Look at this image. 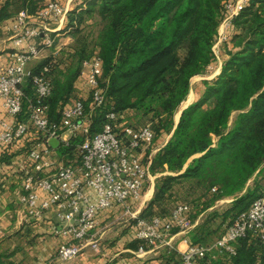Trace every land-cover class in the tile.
Masks as SVG:
<instances>
[{"label": "trees", "instance_id": "16d2710c", "mask_svg": "<svg viewBox=\"0 0 264 264\" xmlns=\"http://www.w3.org/2000/svg\"><path fill=\"white\" fill-rule=\"evenodd\" d=\"M11 1L5 0L0 6V24L20 10L35 14L50 0H15L19 9L9 13ZM225 1L86 0L84 6L67 13L65 27L72 29L74 38L85 15L99 17L102 25L93 47L82 37L70 52L69 63L49 54L32 67V73L49 67L51 91L43 103L51 120L58 121L63 109L81 97L76 93V80L81 77L82 63L97 54L102 67L98 81L105 102L92 114L90 133L101 129L110 111L117 113L118 123L125 121L126 110L151 115L153 141L172 131L151 160L152 171L169 173L156 179L153 196L139 213L142 218L166 216L159 213V203L171 195L174 183L182 180L205 186L211 194L205 208L220 198L233 197L223 215H232L231 220L261 192L254 186L239 194L248 180L262 170L264 162V0H248L231 19L227 35L220 42L227 55L221 71L213 80H203L200 97L181 110L176 124L173 119L190 91L191 79L218 61L213 46L226 13ZM41 39L38 36L34 41ZM23 88L33 97L30 78ZM81 98L88 108L89 96ZM234 111L236 117L229 125ZM34 139L30 132L12 146L13 150L3 148V169L9 170L14 155L21 160V144ZM82 140L83 135L78 133L66 144L58 142L54 150L60 158L72 157ZM199 228L202 227L189 232L190 244L203 242L205 234L198 232ZM176 231L174 228L173 233ZM139 244L134 237L133 245ZM236 246L237 254L229 264H264V241L240 239ZM175 263L179 264V260Z\"/></svg>", "mask_w": 264, "mask_h": 264}, {"label": "built area", "instance_id": "2783aa9c", "mask_svg": "<svg viewBox=\"0 0 264 264\" xmlns=\"http://www.w3.org/2000/svg\"><path fill=\"white\" fill-rule=\"evenodd\" d=\"M247 1H225L221 27L229 29L231 19ZM67 13V8L58 0H50L35 14L20 10L7 29L14 46L19 48L10 51L8 60L0 65V100L4 114L0 117V152L18 145L30 132L35 138L29 144H21V162L8 165L9 170L21 174L19 199L34 218L55 209L54 232L67 238L56 251L62 259L75 257L87 245L99 249L98 216L116 204L122 205L125 214L133 217L135 237L140 241L139 252L144 245L172 248L173 229L177 228L175 233H183L194 225L188 215L191 204H177L166 216L156 215L151 219L139 216L140 207L133 210L150 176L151 157L147 156L144 161L142 153L153 142L152 123L129 131L128 126L117 122V113L110 111L100 130L89 131L93 112L105 102L98 81L102 67L97 54L82 63L80 76L88 84V108L79 97L63 109L58 121L47 116L43 100L51 91L49 67L43 66L38 73H32L28 64L45 57L42 53L46 49L53 48L51 54L56 55L59 47L55 37L65 30ZM38 36L42 37L41 41H34ZM27 78L31 80L34 98L23 88ZM78 133L83 135V140L75 148L74 159L66 164L54 162L49 140L56 138L66 144ZM240 239L264 241V187L213 241L173 250L178 253L179 264H216L218 260L229 264L230 258L237 254L236 243Z\"/></svg>", "mask_w": 264, "mask_h": 264}, {"label": "crops", "instance_id": "0c3cea01", "mask_svg": "<svg viewBox=\"0 0 264 264\" xmlns=\"http://www.w3.org/2000/svg\"><path fill=\"white\" fill-rule=\"evenodd\" d=\"M81 1L63 0L62 5H64L69 12L78 7L80 3L84 6L86 0L83 2ZM12 19L13 18L4 20L0 25L2 29L1 33L5 36L0 41V65L8 60V55L10 51L13 50L14 42L7 30L13 22L11 21ZM67 29L69 28L63 29L59 35H64ZM227 32L228 29L225 35H227ZM65 38L66 39L63 41L64 44L70 39L69 35H66ZM222 44L223 43H221V45ZM223 55L219 65V72L221 71L223 59L227 56L225 52ZM40 59L41 58H39V60ZM39 60L34 59L29 64L34 63L35 65ZM76 87V93L78 95L83 98L87 97L89 88L82 77H78L76 80ZM197 91H199L197 92V96L183 105L180 108V113L183 108L200 97L203 88L197 89ZM134 113H136L134 110H126L125 115L128 117L125 121L127 120L128 122L130 120V115ZM180 113L178 116L176 114V116L173 117L174 124L178 122ZM3 115V108L0 100V117ZM171 132L172 131L166 134L164 138H161L162 142L160 144L155 147H152L153 145L150 146L152 147L150 152L143 151L142 155L144 159L150 156L152 160L154 154L168 140ZM159 140L160 137L155 140V145ZM50 146L52 145L50 144ZM52 148L54 150L53 146ZM52 154L54 162L63 160V157L60 158L55 150ZM20 162L19 155L16 154L12 157V163L19 164ZM14 164H12V166ZM17 173L18 172L15 170H4L0 163V264H176L178 253L176 250H170L167 246L149 247L144 245L143 250L141 252L138 251L139 245H133L135 237L133 228H125L126 220H119V218L126 215L124 207L120 204H116L104 210L98 216L99 223L96 230L98 232L99 249L95 250L87 245L83 247L82 251L75 257L70 259L59 258L56 253L57 248L61 243L66 242L67 238L54 232L57 223L55 209L52 208L47 210L44 215L39 218L30 216L27 212L26 205L19 199L21 175L19 176ZM150 186V189L153 190V186ZM151 192L152 191H150L147 196L151 195ZM41 195H44V193L41 192ZM148 201L144 198L139 210H142ZM116 223L119 225H115ZM173 235L172 242H174V245L176 244V247L179 249L183 250L190 244L186 236L181 232L174 233ZM219 261L222 262L221 260Z\"/></svg>", "mask_w": 264, "mask_h": 264}, {"label": "rangeland", "instance_id": "374dc122", "mask_svg": "<svg viewBox=\"0 0 264 264\" xmlns=\"http://www.w3.org/2000/svg\"><path fill=\"white\" fill-rule=\"evenodd\" d=\"M80 1L81 0H79V2ZM83 1H81V2H83ZM4 2H5V0H0V6H2L4 4ZM17 9H19V2L15 1V0L11 1V3L7 6V12H9V13H15L17 11ZM83 18H84V20H83V23L81 24L80 29H78V31L74 32V35H75L74 38L71 36V34L73 33V32H71L72 29H67V32L64 35H58L55 37V42L59 47V49L55 55L56 59L58 61H61L63 63H69L71 61L69 59L70 54H71L70 52H72L73 48L77 47V44H79V41H81L80 38H82V37H86L88 39L87 42H88L90 48L93 47V44L95 43V40H96V35H97L102 23L99 20V17H97V16L90 17V16L85 15ZM1 30L2 29L0 28V41L5 37L1 33ZM225 31H226V28L221 27V25H219L218 34L216 36L215 44L213 46L214 52L217 56L218 61L216 63H214L213 65L208 66L207 70H205L203 73L198 74L191 79V88H190L189 92L193 93V97L197 96V92H199V91H197V89L204 88L203 80H205V79L213 80V78L218 74V72L220 70L219 65H220L221 60L224 56L223 53L225 52L224 47L220 46V42L222 40H224L223 35L226 34ZM66 35H69L70 39L66 44H64L63 41L66 39L65 38ZM225 37H226V35H225ZM52 50H53V48L46 49L42 54L47 56L48 54H51ZM183 53L184 52L181 51V54H183ZM33 66H34V63H31L28 65L29 68H32ZM186 98H187V96H186ZM182 106H183V103L180 104L177 111ZM177 111H176L174 117L176 116ZM236 114H237V111H234L231 114L230 119H229V125L232 124L233 120L236 117ZM149 122H151V115L143 117L141 112H136V113L130 115V120L128 122H127V120L121 121L120 124H122L123 126H128L129 131L130 130L134 131L135 129H138L141 126H143L144 124L149 123ZM164 137H162V138H164ZM154 142L155 141H153L151 144V146L153 145L152 147H155L158 144H160L162 142V139L160 138V140L156 142V145ZM152 147L146 148L145 151L150 152ZM11 149L13 150L14 148H11ZM73 156L74 155H72V157H69V158L64 157L62 160V163L66 164V163L71 162L74 159ZM145 160L146 159H144V161ZM2 166H4V165H2ZM262 166H263L262 170L258 173H255L248 180L246 187L239 194H242L248 187L251 188L254 186H258L259 189H262L264 187V162H263ZM149 173H150V176H148L146 178L145 183H144L145 185L142 189V196L134 204L133 210H137L139 207H141L142 200L144 198L147 201L150 200V198L153 196V193H154V185H155L156 179L159 178L161 175L167 174L169 172L168 171H162L160 169L158 171H152L151 164H150ZM150 185L153 186V190L150 189L151 188ZM150 191H152L151 195L147 196V194ZM210 196H211V194L207 192V190L203 184H198L194 180H184V181L182 180L180 182L174 183L173 188L171 189V195L168 196V198H166V200L164 202L159 203V210H160L159 213L169 214L171 212V210L177 204H180V203L191 204V206H193V208H192L193 213L191 215V220H192L194 225L189 231L186 232V230H185V231H183L182 234L184 236H186V238L188 240L190 237L189 232L191 230L196 231V228H198V226H201L202 228H199L198 232L201 231L205 234L204 240L202 243H208V242L213 241L215 238H217L221 234L223 229L226 227V225L230 222L232 215L231 216L229 215L228 217H223V215H224L225 210L230 206L231 200L233 199V197H223V198L216 200L208 208H205V203L209 200L208 198ZM148 197H150V198H148ZM198 209L200 211H198ZM195 210L197 211V213H194V212H196ZM139 212H141V210ZM132 218L133 217H131L129 214H126V215L122 216L121 218H119V220L120 221L126 220L125 221V228H127V229L133 228V232L135 234V228H134V225L132 223ZM115 225H119V224L116 223ZM120 225H122V224H120ZM171 243H172L173 247L169 248L167 246L169 249H171V250L179 249L178 247H176V244L174 245V242H171Z\"/></svg>", "mask_w": 264, "mask_h": 264}, {"label": "bare ground", "instance_id": "6f19581e", "mask_svg": "<svg viewBox=\"0 0 264 264\" xmlns=\"http://www.w3.org/2000/svg\"><path fill=\"white\" fill-rule=\"evenodd\" d=\"M192 97H193V93L189 92L187 98L182 102L183 105L187 104L192 99ZM179 113H180V109L177 111V116Z\"/></svg>", "mask_w": 264, "mask_h": 264}, {"label": "water", "instance_id": "95a60500", "mask_svg": "<svg viewBox=\"0 0 264 264\" xmlns=\"http://www.w3.org/2000/svg\"><path fill=\"white\" fill-rule=\"evenodd\" d=\"M49 143L53 146L56 147L58 144V140L56 138H52L49 140Z\"/></svg>", "mask_w": 264, "mask_h": 264}]
</instances>
